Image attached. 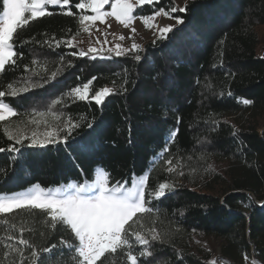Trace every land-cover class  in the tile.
I'll list each match as a JSON object with an SVG mask.
<instances>
[{
    "label": "trees",
    "instance_id": "1",
    "mask_svg": "<svg viewBox=\"0 0 264 264\" xmlns=\"http://www.w3.org/2000/svg\"><path fill=\"white\" fill-rule=\"evenodd\" d=\"M173 5L160 0L134 16ZM185 6L186 15L174 14L184 16L185 24L174 27L183 31L135 54L98 59L73 56L74 46L44 43L73 41L82 26L75 7L69 17L46 6L57 14L18 30L15 51L23 57L0 71V102L16 112L0 121V148L14 143L9 137L29 138L17 145L27 163H20V153L0 152V195L92 182L96 170L130 185L148 172L146 200L152 199L153 211L134 218L143 230L130 229L131 248L122 245L104 264H131L129 252L139 257L141 251L152 252L149 264H217L214 255L194 248L198 237L217 241L219 259L230 264L246 257L264 264V0H189ZM93 77L92 94L101 87L113 91L103 106L71 93ZM69 119L80 125L76 140L90 138L88 123L99 125L91 133L99 138L95 151H71L70 158L63 145L27 147L33 132ZM160 183L173 190L162 200L150 198ZM135 232L149 240L147 248ZM62 240L73 243L45 210L0 213V264H76Z\"/></svg>",
    "mask_w": 264,
    "mask_h": 264
},
{
    "label": "snow or ice",
    "instance_id": "2",
    "mask_svg": "<svg viewBox=\"0 0 264 264\" xmlns=\"http://www.w3.org/2000/svg\"><path fill=\"white\" fill-rule=\"evenodd\" d=\"M159 3L160 0H135V4L142 6L141 11L144 5L155 6ZM105 5L110 6V11L103 10ZM46 6H53V8L60 10L59 14L69 17L76 15L72 10L73 7L81 12L90 9L93 15H80L79 22L82 25L85 22L90 24L96 21L104 22L107 16H112L120 24L128 27L134 19L133 13L135 11L132 0H80L75 4H73V0H0V71H6V65L14 66L16 63L15 57H23L22 52L17 53L15 51L14 37L18 30L28 26L36 18L57 14L54 11L47 10ZM187 12L188 8L186 6L177 8L173 5L167 10L163 7L154 9L151 14L141 16V19L147 27H153L154 25L150 21H154L156 17L161 15L175 19L177 25H184V16L174 14L184 13L186 15ZM156 27L159 34L158 39L160 40L168 39L169 33L174 36L176 31H183L182 28L177 29L172 25L163 28ZM84 30L89 31V28L86 27ZM132 32H135L134 28ZM120 39H123V37H120ZM97 41L99 42V38H97ZM23 43L21 42V46ZM44 43L49 48H52L53 45L56 48H59L61 44H64L65 47L73 45L72 39L62 41L46 40ZM131 50L139 52L141 49L138 44L133 43ZM107 51L111 52L112 49L109 48ZM128 51L130 50L116 45L115 55L120 57ZM71 54L80 58L86 56H91L93 59L103 58L97 48H90L88 52L78 50ZM141 59L140 55L135 56L137 62ZM54 76L55 74H53ZM95 79L93 77L84 83L82 88H73L71 93L79 101L94 102L96 105L103 106L106 97L112 95L113 91L108 87H101L92 94L90 88ZM45 84H47V81H45ZM24 91H27V89H24ZM4 97L5 92L0 91V98ZM244 103L251 102L245 100ZM14 115H16V112L8 104H0V121H5L9 116ZM57 119L59 118L57 117ZM98 126L95 123H88L90 138L85 140L84 137H80L79 140H76L73 133L80 128V125L69 119L63 127L52 125L47 127L41 134L33 132L27 147L29 149H45L50 145H63L70 158L71 151L90 154L97 148L95 142L99 138L92 137L91 133ZM178 133L179 129L177 128L173 135H178ZM9 139L13 140L14 143L8 149L0 148V152L8 151L10 155L20 153L22 157L20 163H27V159L23 156V149L17 147V145H24L29 138L18 134L15 137H9ZM171 139L172 135H170L169 140L171 141ZM163 152H167V146ZM168 170L171 171L172 169L169 168ZM79 171L84 175V169H79ZM147 179V176L141 175L138 182L132 180L131 186H128L127 182L117 181L113 183L110 174L104 171L98 174L92 182L85 179L82 183L70 182L67 187H57L54 191H45L43 188H39L38 190L19 192L6 197L0 196V213L25 207L45 210L50 214L52 222L65 227L71 233L73 243H67L63 240L61 243L62 245L66 244L70 253L76 254V264H104V258L107 255L115 254L121 249L122 245L131 248V242L128 238L129 231L138 223L134 217L138 213L153 211L152 199L146 200L145 181ZM170 191L171 186L169 184L160 183L158 190L154 193H148V195L156 200H162L170 194ZM133 235L140 246L147 248L149 240L145 236L139 232H135ZM152 239L155 240L156 237L153 236ZM20 242L23 244L28 243L26 240ZM51 247L56 248L57 245ZM49 250V248L43 249L45 253ZM33 256H35V253H33ZM151 256L152 252L150 251H141L139 257L129 252L128 260L131 264H138L139 260L145 259V264H149L146 257Z\"/></svg>",
    "mask_w": 264,
    "mask_h": 264
},
{
    "label": "rangeland",
    "instance_id": "3",
    "mask_svg": "<svg viewBox=\"0 0 264 264\" xmlns=\"http://www.w3.org/2000/svg\"><path fill=\"white\" fill-rule=\"evenodd\" d=\"M188 1L189 0H172V2L174 3V6H176L177 8L185 7ZM132 2L134 3L135 11L138 8L142 7L139 4H135V0H132ZM103 10L110 11V6L105 5ZM80 13L81 15H93L90 9H85L83 12L80 11ZM133 17L134 19L131 25L128 27H125L123 24H120L112 16H107L104 22L96 21L91 24L89 22H85V24L81 26L80 34L73 40L72 46L78 48L79 50H83L85 52H88L90 48H97L100 50L101 55L116 56L115 55L116 45H120L122 48L130 50L126 52L124 55L135 54L137 52L131 50L133 43L138 44L140 46V49L142 50L147 43L153 42L154 40L158 39L159 34L157 32L156 26H158L159 28H163L168 25H172L174 27L177 25L175 19L163 16V15L156 17L154 21H150V23L154 25L153 27H147L143 23L141 17L134 16V13H133ZM86 27L89 28V31L84 30ZM133 28L135 29L134 33L132 32ZM120 37H123V39H120ZM97 38H99V42L97 41ZM105 39H106V42H105ZM109 48L112 49L111 52L107 51ZM0 104L2 103L0 102ZM100 173H102V171L96 170L92 181H94L95 177ZM144 175L148 177V172H146ZM135 181L138 182L139 178L135 179ZM146 183H147V180L145 181V187H146ZM128 186H131V184ZM170 186H171V191H172L173 186L172 185ZM65 187H67V185L61 188H65ZM38 189L39 188L34 187L28 190H25L23 192L33 191V190H38ZM55 189H48V190L54 191ZM48 190H45V191H48ZM0 196L6 197L8 195H0ZM150 198H154V197H150ZM139 214H142V213H138L137 215ZM143 228H144V223L141 219L138 220V223H136V225H134L133 227V229L137 231H142ZM192 245L194 246L196 250L204 249L208 253H211L212 255H214L215 260L214 261L212 260L211 262L212 263L216 262L217 264H219V260H221L219 259L220 258L219 256H221V253H220L219 244L217 241L210 239V238L198 237L194 239ZM242 264H257V263L255 262L253 257H246L245 260L242 262Z\"/></svg>",
    "mask_w": 264,
    "mask_h": 264
},
{
    "label": "built area",
    "instance_id": "4",
    "mask_svg": "<svg viewBox=\"0 0 264 264\" xmlns=\"http://www.w3.org/2000/svg\"><path fill=\"white\" fill-rule=\"evenodd\" d=\"M219 264H230V263H228L227 261H225V260H219Z\"/></svg>",
    "mask_w": 264,
    "mask_h": 264
}]
</instances>
